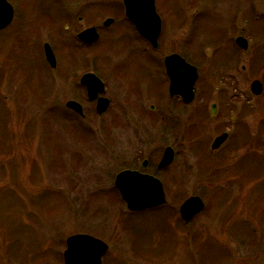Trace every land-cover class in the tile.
Here are the masks:
<instances>
[{
    "label": "rangeland",
    "instance_id": "obj_1",
    "mask_svg": "<svg viewBox=\"0 0 264 264\" xmlns=\"http://www.w3.org/2000/svg\"><path fill=\"white\" fill-rule=\"evenodd\" d=\"M13 1L29 19L43 10L33 0ZM115 1L103 0L90 13L116 11L122 0ZM202 2L184 7L190 29L180 28L175 11L163 13L166 51L180 47L184 54L192 37L197 52L191 59L199 69L195 104L170 114L161 102L142 100L138 91L148 77L150 91L165 89L158 72L155 79L142 62L126 63L101 51L102 71L98 64L97 69L114 106L94 122L68 118L67 92L50 84V72L29 37L34 30L26 24L28 36H17L14 28L0 34V264H65L66 241L74 234L108 245L103 264H264V91L257 97L250 89L254 80L264 89V1L257 6L250 0L242 5L209 0L214 10L207 18ZM72 4L67 0L45 10L52 8L48 14L57 16L61 6L71 10L64 6ZM60 20L55 17L47 29ZM239 35L249 40L248 51L234 44ZM69 40L67 50L78 58ZM132 101H139L141 111L135 108L132 148L150 158L162 146L176 149L172 169L158 175L168 203L141 214L130 213L114 187L117 173L130 169ZM212 103L218 104L213 118ZM151 104L165 120L149 113ZM196 107L208 113L204 132L210 146L229 133L214 158L209 146L202 161L174 126ZM246 132L252 139L245 141ZM191 196L205 205L187 225L179 208Z\"/></svg>",
    "mask_w": 264,
    "mask_h": 264
},
{
    "label": "flooded vegetation",
    "instance_id": "obj_2",
    "mask_svg": "<svg viewBox=\"0 0 264 264\" xmlns=\"http://www.w3.org/2000/svg\"><path fill=\"white\" fill-rule=\"evenodd\" d=\"M11 6L13 10L12 20L11 22L3 27L0 30V34H4L9 30L14 28L15 33L17 36L21 34L29 35L34 34V36H29L35 43L36 49L41 53L42 62L46 69L49 70L51 76L50 84L54 85L58 88H64V92L66 90L67 101L65 102L64 106L67 111L68 118L69 116L78 117L82 121H89L91 120L94 122V118L96 116L101 118L104 116L108 110L113 105L112 102V95L108 94L109 88L108 84L106 83L101 73H98L97 64L100 59V52L111 53L116 55L117 58L123 62L127 60L130 61L138 60L143 63V66L149 68V73L153 74L154 78L156 79L157 72L160 74L163 83L165 84V89L162 90H155L150 91L151 88L149 86V77L145 82V86L140 88L138 91L140 93L142 100H147L152 103L161 102L163 109H168L169 114L173 112V109H188L195 104L196 100V85L197 81L193 86V94L194 97L189 103H185L184 99L179 94H172L171 93V79L169 77L167 71V63L166 59L173 55H178L182 59L186 61L187 64L196 67L198 73V67L193 63L192 59L194 54L197 52L196 47L193 45L191 46L192 37L190 41L187 42L184 48V54L179 50L173 51H166L167 46L165 41L163 40V29H164V11L167 9L171 12L175 11L176 19L178 22L181 23V27L191 28L192 18L188 17L187 12L185 13V5H192L195 2H199V0H172L171 3H167L166 0H152L155 13L157 16L152 14L150 8V1L146 0L144 7L138 6L133 7V11L141 13L142 20L145 23V27L147 31H156L158 33V39L156 43L149 40L147 37L142 35L139 31L137 26L131 20L130 16L126 15V10L124 6V0H122V4L117 7L115 11L114 8L112 9H102V15L97 13H90V11L97 6V4H102L103 0H70L73 4L72 5H65L64 7H71V10L64 9L61 6V10L63 11L61 14L57 16L48 13H54V9L48 8L45 10L46 7H50L56 4H60L61 2H66L67 0H33L34 6H40L43 10L39 11L40 14L33 15L32 19H29L28 15H24L20 13V9L18 5L14 3L13 0H6ZM16 1V0H15ZM31 1V0H29ZM117 1V0H116ZM115 1V3H116ZM202 6L204 11L208 13L206 18L211 14L214 10L210 9V2L209 0H202ZM245 3V0H232V3L242 5ZM255 2L258 5L264 0H250ZM175 2V4H174ZM264 4V3H263ZM31 5V3H30ZM114 5V1H113ZM112 5V6H113ZM257 5V6H258ZM118 6V4H117ZM97 11V8H95ZM184 10V11H183ZM168 11V12H169ZM89 12V13H88ZM198 12V9H196ZM264 18V15H261ZM55 17L61 18L57 26L50 27V31L47 29V23L51 22ZM185 17V18H184ZM43 19V20H39ZM28 25L29 28L33 29L35 33L26 34L23 29L24 25ZM114 28V29H113ZM179 28V29H180ZM197 30L198 33V25L196 28H193V31ZM84 31H90V33L84 38L80 39L79 35ZM242 35L237 36L234 39V44H236V39ZM68 37L73 39V43L71 40L72 46L79 50V57L72 59L70 53L67 50L68 45ZM67 39V40H66ZM67 41V42H66ZM249 42V40H248ZM49 45L52 49V52L55 56L56 62L55 65L50 64L47 62L45 57V46ZM69 46V45H68ZM238 47V46H237ZM239 49V48H238ZM241 50V49H240ZM97 53L99 55H97ZM135 55L130 58L131 55ZM44 55V57H43ZM145 55V56H144ZM129 59V60H128ZM122 62V64H124ZM172 65L177 66L178 62L175 61L171 63ZM131 65V64H130ZM99 67V64H98ZM102 71L101 67H99ZM135 70L134 68H131ZM118 71V70H117ZM91 74L97 77L102 81L104 84V92L98 94V98H107L110 102L107 110L103 114H99L97 111V99H90L88 96V88L82 80L83 77ZM148 76V75H147ZM134 84L130 82V92L133 91ZM135 88V87H134ZM72 93L75 94V97L72 96ZM166 94L168 98L166 97ZM75 99H72V98ZM162 99V101H160ZM70 101H75L82 106L84 116L80 117L76 112L69 109L67 107V103ZM86 102H88L86 104ZM89 104V106H87ZM184 104V105H183ZM134 105V106H133ZM114 106V105H113ZM135 108L138 112L141 113L139 110V101H132L130 102V171L138 172L142 175H149L154 178H158V175L165 174L172 169L174 162L176 161V149L175 146L165 145L164 147L157 151L153 152L154 158L145 157L141 150H134L133 147V127H134V117L136 115ZM133 109V110H132ZM149 113L155 114L154 118L159 120H165V116L160 114L157 110V106L155 104H151L149 106ZM177 114V113H176ZM189 119L186 122H174V126L177 128H181V138H185L187 143L190 144L191 148L200 154L201 160L205 159L206 153H209V146L210 143L206 142L205 137V130L208 128V122L210 119L208 118V113L205 112L201 107L195 108L191 113ZM206 114V115H205ZM210 117H216L218 115V104L212 103L210 105ZM205 115V117L203 116ZM74 122V118H72ZM186 127V128H185ZM188 127V128H187ZM96 133L99 134V130H96ZM203 133L202 136L199 134ZM224 134V133H222ZM222 134L218 135L216 138L221 136ZM199 135V136H198ZM198 136V137H197ZM216 138L211 143L210 155L217 153L224 143L219 149H213V143ZM229 139V133H228ZM227 139V140H228ZM170 148L173 151L174 159L168 166H160L162 159L166 150ZM215 156V155H213ZM214 158V157H213ZM198 161V160H197ZM162 181V180H161ZM163 182V181H162ZM164 184V183H163ZM165 186V185H164ZM166 190V189H165ZM131 213V212H130ZM189 224V223H185Z\"/></svg>",
    "mask_w": 264,
    "mask_h": 264
},
{
    "label": "water",
    "instance_id": "obj_3",
    "mask_svg": "<svg viewBox=\"0 0 264 264\" xmlns=\"http://www.w3.org/2000/svg\"><path fill=\"white\" fill-rule=\"evenodd\" d=\"M146 0H124L126 14L137 26L138 31L149 40L156 43L158 32L147 31L145 23L139 18L142 14L133 11V7L143 6ZM150 1V0H149ZM152 14L155 13L152 0L150 1ZM13 10L5 1L0 0V29L8 25L12 20ZM90 31L82 33L79 37L84 39ZM237 44L244 50L248 49V41L239 37ZM46 56L50 62L55 63L54 55L46 45ZM177 61L178 65L171 63ZM167 71L171 79V93L181 95L186 102L193 99V86L197 79L196 70L187 65L178 56H171L166 59ZM191 73L188 79L187 74ZM82 82L87 85L89 98L96 99L99 93L104 92L103 83L94 75L88 74L83 77ZM263 85L259 80H255L251 85V91L254 95L260 96L263 93ZM68 107L83 116L82 107L76 102H69ZM109 106V100L100 98L97 104V111L102 114ZM227 134L218 137L213 143V149H217L227 139ZM174 159L172 149L168 148L164 154L160 166H168ZM115 187L119 191L123 202L127 208L133 212H141L149 209L161 207L167 203V198L163 184L156 178L141 175L137 172L125 170L120 172L115 179ZM204 209L203 200L198 197H190L180 207L181 218L189 223L192 218L201 213ZM67 247L63 257L65 264H103L102 259L108 251V245L100 239L86 234H76L70 236L66 241Z\"/></svg>",
    "mask_w": 264,
    "mask_h": 264
},
{
    "label": "trees",
    "instance_id": "obj_4",
    "mask_svg": "<svg viewBox=\"0 0 264 264\" xmlns=\"http://www.w3.org/2000/svg\"><path fill=\"white\" fill-rule=\"evenodd\" d=\"M243 137L246 139L245 141L252 139L251 135L248 132L244 133ZM234 143H235L234 145H238L236 140L234 141Z\"/></svg>",
    "mask_w": 264,
    "mask_h": 264
}]
</instances>
